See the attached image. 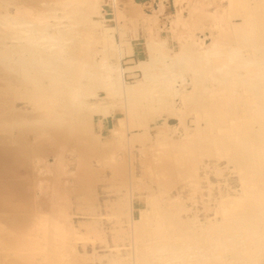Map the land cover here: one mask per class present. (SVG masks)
Returning <instances> with one entry per match:
<instances>
[{
  "label": "rangeland",
  "instance_id": "rangeland-1",
  "mask_svg": "<svg viewBox=\"0 0 264 264\" xmlns=\"http://www.w3.org/2000/svg\"><path fill=\"white\" fill-rule=\"evenodd\" d=\"M142 1L0 0V264H264V0Z\"/></svg>",
  "mask_w": 264,
  "mask_h": 264
},
{
  "label": "bare ground",
  "instance_id": "bare-ground-1",
  "mask_svg": "<svg viewBox=\"0 0 264 264\" xmlns=\"http://www.w3.org/2000/svg\"><path fill=\"white\" fill-rule=\"evenodd\" d=\"M143 2V1H142ZM144 3V2H143ZM233 3V2H232ZM235 3V2H234ZM233 3V4H234ZM206 59V58H205ZM204 64H206V63H204ZM203 65V64H202ZM61 72V71H60ZM73 82V81H72ZM143 86V85H142ZM132 89H134V87L132 88L131 87V89L130 90H132ZM138 89V88H137ZM133 92H134V90H133ZM136 93V92H135ZM132 94V93H131ZM134 94V93H133ZM217 94V93H216ZM137 95V94H136ZM136 95H134V96H136ZM139 95V94H138ZM145 96V95H144ZM219 96V95H218ZM131 98V97H130ZM139 98V97H138ZM251 101V100H250ZM249 100H247V101H245V103L246 104H248V103H251ZM137 102H139V101H137ZM203 104H205V103H207V105L209 104V105H213V104H215L214 103V101H212V100H209L208 102H206V101H203L202 102ZM244 112H246V109H242L241 110V113H243V115H242V117L245 119V118H247L246 116H244ZM240 118V117H239ZM233 119V118H232ZM227 120V119H226ZM238 120V119H237ZM236 120V121H237ZM242 121V120H241ZM229 122H230V120H229ZM231 123H232V121H231ZM241 123V122H240ZM240 123H232L231 125H228V126H226L225 128H220L222 131L220 132V134L221 135H224V136H226L227 138H230V137H234V139L235 138H238L237 136H239V137H242L243 136V134L245 133V130H244V128H243V124H240ZM244 130V131H243ZM240 131H242V132H240ZM223 132H225V133H223ZM226 132H228V133H226ZM237 133V134H236ZM219 136V135H218ZM221 140V139H220ZM257 150H259V151H261V149H257ZM261 154V153H260ZM260 158H262V160L264 161V157L263 156H260ZM13 159V158H12ZM14 160V159H13ZM261 160V161H262ZM261 181V180H260ZM262 184H264V182H261ZM1 188H3V187H1ZM5 188V187H4ZM255 194H256V198L254 199V198H252V199H254L253 201H259V200H262L263 202H264V190L263 189H261V188H258L257 190H256V192H255ZM244 198H245V196H244ZM242 199V198H241ZM230 201V200H229ZM228 201V202H229ZM227 203V202H226ZM244 204V203H243ZM259 204V203H258ZM240 205V202L239 201H234V200H231L229 203H227L226 204V208L227 209H229V210H231V209H233V208H237L238 206ZM248 205V204H247ZM255 205V204H254ZM225 206V205H224ZM262 206H264V205H262ZM253 207V206H252ZM264 208V207H263ZM262 208V209H263ZM244 209V208H243ZM258 209H260V207L258 208ZM220 210H223V209H220ZM219 210V211H220ZM248 210V209H247ZM230 213V212H229ZM249 213V212H248ZM256 213V212H255ZM226 214V213H225ZM245 214V213H244ZM254 214V213H253ZM230 215V214H229ZM236 216H238V217H240L241 216V214L240 215H237V214H235ZM234 215V216H235ZM232 215H230V217H231ZM223 217H224V215H223ZM225 219V218H224ZM255 221H257V220H255ZM159 222V221H158ZM158 222H155V219L151 222V225H150V223H149V225H150V227H152V228H157L156 226H158L159 224H160V222L158 223ZM264 222V221H263ZM244 223V222H243ZM251 223V222H250ZM262 223V222H261ZM163 224H165V223H163ZM162 224V225H163ZM211 224H212V222H211ZM239 224V223H238ZM264 224V223H263ZM208 225H209V223H208ZM207 225V226H208ZM233 225H235L234 223H233ZM161 226V225H160ZM221 226H223L222 224H221ZM227 226V225H226ZM240 226V225H239ZM255 226V225H254ZM262 226V225H261ZM195 227V226H194ZM229 227V226H228ZM257 227H258V225H257ZM264 227V226H263ZM165 228V227H164ZM197 228V227H196ZM232 228V227H231ZM244 228V227H243ZM242 228V229H243ZM194 229V228H193ZM230 229V228H229ZM235 228H233V230H234ZM259 229V228H258ZM199 230V229H198ZM223 230V229H222ZM159 231V230H158ZM162 231V230H161ZM197 231V230H196ZM247 231V230H246ZM255 231V230H254ZM152 232V231H151ZM163 232V231H162ZM154 233H157V231H154ZM201 233V232H200ZM228 233V232H227ZM199 234V233H198ZM201 234H204V233H201ZM178 235V234H177ZM199 236V235H198ZM219 237H220V235H218ZM173 238L175 237V236H172ZM171 237V238H172ZM179 237V236H178ZM219 237H217V238H219ZM201 238H203V237H201ZM264 238V237H263ZM216 239V238H215ZM172 240V239H171ZM175 240H177V238H175ZM205 240V239H204ZM211 240V239H210ZM187 241V240H186ZM191 241V240H190ZM189 241V242H190ZM193 241V240H192ZM196 241V240H195ZM218 240H216V242H217ZM166 242V241H165ZM203 241H200V244L202 243ZM211 242H212V240H211ZM204 243V242H203ZM208 243V242H207ZM219 243V242H218ZM222 242H220V244H221ZM169 244V243H168ZM184 244V243H183ZM189 245V244H188ZM170 246V245H169ZM182 246V245H181ZM181 246H179V247H181ZM185 246H186V244H185ZM172 249H173V247H171ZM170 248V249H171ZM199 248V247H198ZM202 248V247H201ZM175 249V248H174ZM194 249V248H193ZM196 252H197V250H196ZM205 252V251H204ZM219 252V251H218ZM199 253V252H198ZM169 254V253H168ZM167 255V254H166ZM174 256V258H176V259H180V258H182V255H181V257L180 258H177V257H179L180 255H173ZM217 256V255H216ZM167 257H169L168 255L167 256H163V259H162V261L164 262V264L165 263H167L168 261H167ZM217 258H219V257H217ZM185 259V258H184ZM203 259V258H202ZM207 259V258H206ZM213 259H216V258H213ZM195 260V259H194ZM219 260V259H218ZM222 260V259H221ZM211 261V260H210ZM213 264V263H212Z\"/></svg>",
  "mask_w": 264,
  "mask_h": 264
},
{
  "label": "water",
  "instance_id": "water-1",
  "mask_svg": "<svg viewBox=\"0 0 264 264\" xmlns=\"http://www.w3.org/2000/svg\"><path fill=\"white\" fill-rule=\"evenodd\" d=\"M136 1H139V0H136ZM146 1V0H145ZM145 1H143V2H145ZM148 1V0H147Z\"/></svg>",
  "mask_w": 264,
  "mask_h": 264
}]
</instances>
